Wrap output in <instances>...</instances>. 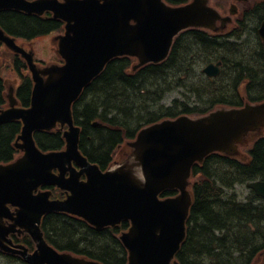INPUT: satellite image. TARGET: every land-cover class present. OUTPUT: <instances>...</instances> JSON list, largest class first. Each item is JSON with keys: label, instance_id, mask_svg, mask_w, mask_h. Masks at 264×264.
Returning a JSON list of instances; mask_svg holds the SVG:
<instances>
[{"label": "water", "instance_id": "obj_1", "mask_svg": "<svg viewBox=\"0 0 264 264\" xmlns=\"http://www.w3.org/2000/svg\"><path fill=\"white\" fill-rule=\"evenodd\" d=\"M8 9L29 14L52 11L55 18L64 20L67 31L59 37V53L66 63L38 70L31 54L0 30V41L28 59L35 81L31 108H12L0 114V124L23 121L18 138L23 144L17 147L25 152L16 163L0 165V247L21 255L29 264H99L58 254L44 240L42 217L66 212L84 218L97 229L130 220L133 227L121 237L129 251V264H178L173 260L186 236L192 205L187 188L193 164L214 151L237 155L238 145L264 128V104L219 109L199 118L182 116L149 126L129 144L131 157L107 172L91 165L80 153V128L74 126L71 107L114 58L136 57V69L161 63L183 30H216L219 20L224 28L231 17H221L209 0H194L181 7L168 6L163 0H0V11ZM235 13L234 7L231 14ZM259 34L264 40V22ZM219 66L210 64L204 72L216 77ZM57 123L69 126L64 134L67 149L44 154L36 146L34 132L52 130ZM72 162L81 171L73 169ZM54 169L60 171L58 176ZM67 172L71 173L68 179ZM84 174L88 179L81 182ZM45 184L56 185L71 195L65 201H51L50 192L35 195ZM249 187L264 198V181ZM168 189H178L180 194L161 200L159 195ZM8 205L18 208L14 214ZM4 218L14 224L5 227ZM16 227L37 243L34 254L22 246L16 247L19 250L7 247L6 243L11 244L7 237Z\"/></svg>", "mask_w": 264, "mask_h": 264}, {"label": "trees", "instance_id": "obj_2", "mask_svg": "<svg viewBox=\"0 0 264 264\" xmlns=\"http://www.w3.org/2000/svg\"><path fill=\"white\" fill-rule=\"evenodd\" d=\"M173 5L188 0H166ZM259 4L264 19V0ZM0 27L8 34L23 39H34L61 29V23L52 19L24 13H0ZM222 49L227 57L222 58ZM239 48L222 37L207 31L192 29L182 33L175 41L169 58L161 64H149L136 72V60L121 57L112 60L105 71L84 91L74 106V115L82 128L80 148L93 163L105 170L113 159L118 145L135 138L147 125L179 115H204L215 106H239L235 91L224 88L221 80L201 77L195 84L196 70L221 58L235 61V74H247L256 94L253 100L264 99V49L249 55L239 53ZM229 63V62H227ZM231 64V63H230ZM18 67V63H17ZM237 80L235 81V84ZM31 82L18 93L25 106L31 98ZM182 89L184 100L174 99L164 105L166 93ZM3 84L0 80V105ZM207 97V98H206ZM240 97V96H239ZM206 98L204 105H192ZM99 122V126H93ZM20 123L0 126V163H8L17 153L14 137L20 132ZM36 140L44 151L63 147L61 132L38 133ZM251 161L242 163L217 154L210 155L201 165L193 168L194 203L188 220V235L177 254L181 264H259L264 251V200L251 192L245 202L239 201L232 190L236 184L256 179L264 180V138L250 151ZM55 198L64 193L54 191ZM164 193L162 197L175 195ZM127 224L102 232L86 222L66 214L48 215L43 231L49 242L60 251H69L100 261L104 264H126L127 252L117 235ZM24 242L32 247V242ZM12 264H17V261ZM24 264V263H23Z\"/></svg>", "mask_w": 264, "mask_h": 264}, {"label": "rangeland", "instance_id": "obj_3", "mask_svg": "<svg viewBox=\"0 0 264 264\" xmlns=\"http://www.w3.org/2000/svg\"><path fill=\"white\" fill-rule=\"evenodd\" d=\"M228 1H230V0L220 1V6H222L221 11L223 14H227L231 5L236 3L235 1H231V2H228ZM260 1H262V0H260ZM226 2H228V3H226ZM211 3L213 5H215L214 1H212ZM238 5L244 6L245 4L239 2ZM256 24H257V20L253 19V18L249 22L250 30L247 34V37L245 39L244 46H243V49L244 50L246 49L249 52L256 51V49H251L252 47L255 46V35L250 33L254 29ZM57 35L58 34L56 33V34L50 35L48 37L38 38L37 40H35L33 45L25 44V46L27 48L32 47L35 50L36 55L39 58L45 60V63H48L49 60H54V59L56 60L57 44L55 42H53L52 39ZM19 43H22V41H19ZM5 61H11V57L8 54L5 56ZM4 76H5V78L11 79V80H14L17 77L14 72H11L9 70H5ZM201 77H203V76L200 74V70L199 69L196 70L195 81H194L196 85L198 84V81L201 80ZM184 94H190V93H187L186 91L182 92V89L172 90V91L166 93V96L161 103L168 106V105L172 104L174 99L184 100ZM206 98L202 99L201 102H198V103H195V100L191 99L192 100L191 102L193 103L192 105L194 106V105L198 104L200 106L201 105L203 106ZM117 156H121V150L118 152ZM235 192L237 193V195L241 201H246L248 195L250 194V190L248 189L246 184L245 185H242V184L235 185ZM0 264H11V263L4 256H2L0 254Z\"/></svg>", "mask_w": 264, "mask_h": 264}, {"label": "flooded vegetation", "instance_id": "obj_4", "mask_svg": "<svg viewBox=\"0 0 264 264\" xmlns=\"http://www.w3.org/2000/svg\"><path fill=\"white\" fill-rule=\"evenodd\" d=\"M263 20H264V19H263ZM263 20H262V19L259 20L257 28H254V29L250 32L251 34H254V35L257 34L258 27H259V25L261 24V22H262ZM238 24H239L240 26L243 25V23H242L241 21H239ZM239 30H240V29L233 28V29L231 30V33L229 34V35L231 36V39H233L237 45L241 42V41H238V40L240 39V37H243V35L247 33L246 30H244L243 32H239ZM247 34H248V33H247ZM239 36H240V37H239ZM238 37H239V38H238ZM260 43H261V45H260V49H264V43L261 42V41H260ZM239 46L241 47L242 45H239ZM255 46L259 48V44H258V43H255ZM255 46H254V47H255ZM224 66H225V65H224ZM85 179H86L85 176H82V180H85Z\"/></svg>", "mask_w": 264, "mask_h": 264}]
</instances>
